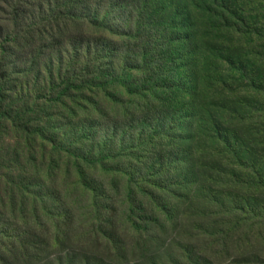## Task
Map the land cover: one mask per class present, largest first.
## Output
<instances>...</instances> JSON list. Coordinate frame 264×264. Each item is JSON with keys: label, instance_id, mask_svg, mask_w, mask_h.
<instances>
[{"label": "trees", "instance_id": "1", "mask_svg": "<svg viewBox=\"0 0 264 264\" xmlns=\"http://www.w3.org/2000/svg\"><path fill=\"white\" fill-rule=\"evenodd\" d=\"M45 1L51 4L53 0ZM92 1L93 10L88 0H62L58 11L77 22L80 32L75 41L79 49L71 56L73 66H61L65 75L57 101L73 94H93L98 101L103 98V102L114 103V91L121 89L142 104L135 105L133 112L122 109L125 125L121 134L120 119L106 129L107 135L113 134L111 143H96L97 134L83 135L81 140H91L93 153H71L68 149L63 153L127 177V223H120L112 233L104 228L109 217L103 221L96 213L105 192L101 185H90L85 170L78 167L75 186L91 198L88 211L98 220L82 230L77 224L73 226L71 212L61 211V222L71 220L63 231L51 212L46 213L49 226L43 221L32 226L27 213L18 210L21 220L11 226V232H4L5 236L13 235L11 242L5 246L0 243V264H105L107 260L114 264H166L158 254L169 246L171 234L178 229L176 233L182 234V219L188 218L187 205L193 199L196 165L206 162L208 152L217 149L237 163L232 145L237 139L232 127L235 115L224 114V104L233 86L256 90L257 79L248 77L249 56L229 57L215 37L227 28L232 1ZM252 1L264 14V0ZM21 18L15 14L18 27ZM85 27L91 29L88 36ZM9 35L10 43H15L17 39ZM128 78L133 81L127 83ZM81 125L101 128L96 120ZM208 142L215 147H207ZM76 148L79 151L80 147ZM124 158L130 164L123 169H106L107 162ZM128 225L137 237L120 235V227ZM160 233L166 237L162 241ZM187 243L191 245L187 253L169 254L170 264H190L199 253L193 242ZM154 244H159L155 251ZM67 247L74 249L72 255L59 256Z\"/></svg>", "mask_w": 264, "mask_h": 264}, {"label": "rangeland", "instance_id": "2", "mask_svg": "<svg viewBox=\"0 0 264 264\" xmlns=\"http://www.w3.org/2000/svg\"><path fill=\"white\" fill-rule=\"evenodd\" d=\"M231 1L227 28L215 37L221 47H226L229 57L249 56L248 77L257 79L259 92L239 85L229 92L223 113L235 115L232 127L237 139L232 145L237 163L219 154L217 149L212 154L208 152L206 162L196 165L193 199L187 205L188 218L182 219V234L176 233L179 229L171 234L169 246L158 254L166 264L170 253H187L191 246L187 242H193L199 252L193 255L190 264H264V14L252 0ZM88 2L93 10V1ZM43 4L45 7L40 11ZM62 6V0H53L51 4L45 0H0L2 246L10 243L9 237L13 236H5L4 232H11L21 220L18 210L27 213L32 226L40 221L49 226L46 213L50 212L55 222H61L58 219L61 211L71 212L73 226L77 224L82 230H88L98 220L88 211L91 198L75 186L78 167L85 170L90 185H101L105 192L96 213L102 220L109 217V225L104 228L112 233L120 223H127V177L69 158L63 152L68 149L71 153L90 150L93 153L91 140H81L83 135L97 134L96 143H111L113 134L107 135L106 129L120 119L121 134L125 125L122 109L133 112L141 101L130 98L121 89L114 91V103L103 102V98L98 101L93 94H73L69 99L64 96L57 101L65 75L61 66H73L71 63L75 61L71 56L79 49L75 41L80 32L77 22L58 14ZM15 14L22 17L19 27L15 25ZM85 32L88 36L91 29L85 27ZM9 34L17 39L15 43H10ZM82 63L86 64L87 60ZM132 81L133 78L126 79L127 83ZM94 120L101 128L81 125L83 121ZM76 147H80L79 151ZM129 164L124 158L107 162L105 167L123 169ZM70 221L66 218L61 222L63 231ZM129 226L120 227V235L137 237ZM173 230V227L169 229ZM164 238L160 233L159 239ZM71 247L59 256L73 253ZM152 248L157 250L159 244ZM108 261L105 264H114Z\"/></svg>", "mask_w": 264, "mask_h": 264}]
</instances>
